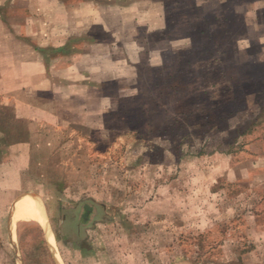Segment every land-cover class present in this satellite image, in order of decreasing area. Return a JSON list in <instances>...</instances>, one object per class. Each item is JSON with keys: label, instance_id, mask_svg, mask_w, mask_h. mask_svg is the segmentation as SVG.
I'll use <instances>...</instances> for the list:
<instances>
[{"label": "rangeland", "instance_id": "obj_1", "mask_svg": "<svg viewBox=\"0 0 264 264\" xmlns=\"http://www.w3.org/2000/svg\"><path fill=\"white\" fill-rule=\"evenodd\" d=\"M165 1L170 78L147 84L141 77L140 94L122 95V111L106 117L103 129L58 122L33 139L19 196L36 195L55 243L36 224L13 223L19 196L0 194V264H56L53 253L62 264H264V64L256 62L264 44L249 40L240 19L226 20V28L204 15L216 4H200L211 0ZM146 2L0 0V22L14 40L40 47L52 37L55 13L106 9L114 25L116 9ZM248 2L235 0L237 10ZM66 25L55 24L53 37L66 34ZM84 28L99 32L88 21L71 31ZM137 28L144 33V22ZM184 32L191 39L180 41ZM166 38L151 36L156 47L167 48ZM194 45L202 52L194 53ZM211 47L218 50L213 56ZM199 54L209 57L193 67ZM144 61L142 53L140 73ZM184 65L200 83L197 95L189 94L194 83L184 81ZM227 67L234 68L229 85L220 77ZM174 73L180 83L172 82ZM82 106L80 95L70 107L75 120L82 119ZM86 203L90 221L81 225Z\"/></svg>", "mask_w": 264, "mask_h": 264}, {"label": "crops", "instance_id": "obj_2", "mask_svg": "<svg viewBox=\"0 0 264 264\" xmlns=\"http://www.w3.org/2000/svg\"><path fill=\"white\" fill-rule=\"evenodd\" d=\"M213 3L216 6L204 11V15H213L218 20L225 21V25L221 27L226 28H229V21L226 20L240 19L249 40H253L258 47L264 44L261 40L264 38V0H250L247 6L240 10H237L239 6L235 0H211V3H201L200 6L204 9ZM142 4L139 5L140 8L136 7L130 11L120 12L122 9H116L114 25L108 24L110 21L106 9L99 8L98 11L90 13H75L71 10L55 13L51 25L52 37L46 41L48 43L45 46H40L42 48L14 40L11 31L0 22V141L4 144L1 149L6 153H0V187L4 190L0 194H11L14 197L20 195L22 174L31 162L34 138L55 131L59 128V123L78 125L88 131L103 129L102 124H105L106 117L115 115L117 110L122 111L118 103L122 95L133 97L140 94L138 82L141 77L145 78L141 81L147 84L151 83V79L157 81L162 78V83H165V79L170 78L166 56L171 52V29L166 12L170 8L169 4L165 0H147ZM185 6L187 9V4ZM85 21L99 32L93 34L85 28L76 34L71 31L75 25L81 26ZM137 21L144 22V33L138 30ZM64 23L67 24L66 34H58L61 40H56L55 38L60 37H53V30L56 29L54 25ZM235 28L231 23V29ZM154 33L162 34L164 39L166 34L167 48L154 46L151 40ZM189 38L191 39V36L185 32L182 36L179 35L180 41ZM192 51L202 52L201 47L197 45H194ZM217 52L214 47L209 48L210 56ZM142 53L146 56L144 63L147 62L146 68H142L144 73H140ZM208 57L199 54L192 64L193 67H196V61ZM233 58L235 59V56ZM256 59L257 63L264 64L263 46L257 50ZM254 63L255 61L252 62L253 66ZM252 65L248 66L251 73ZM225 70V76L220 77H223L226 85L233 84L234 68L232 67V72L229 67ZM183 71L186 76L184 81L194 83V90L189 94L197 95L202 90L199 81H192L185 65ZM194 72V79H197V69L194 68ZM180 76V73H174L172 82L180 83ZM229 76H232V80ZM255 76L260 77L258 70L252 77L254 80ZM250 81L251 74L246 82ZM123 88L126 93L129 92L124 93ZM153 92L152 95H155ZM80 95L83 100L82 119L75 120L74 116H71L70 107L75 100H79ZM26 198L34 199L38 203L52 233L42 204L32 195L19 196L15 200L12 222L18 223L15 221L14 210ZM36 225L41 228L52 246L53 242L55 243L53 234L51 241L44 229ZM53 256L56 264L62 263L58 254L53 253Z\"/></svg>", "mask_w": 264, "mask_h": 264}, {"label": "bare ground", "instance_id": "obj_3", "mask_svg": "<svg viewBox=\"0 0 264 264\" xmlns=\"http://www.w3.org/2000/svg\"><path fill=\"white\" fill-rule=\"evenodd\" d=\"M14 211L16 219L15 221L33 222L40 225L44 229L49 240H51V232L48 227V223L43 213L41 212L40 206L37 204V202L32 199L26 198L17 205ZM59 264L62 263L59 262Z\"/></svg>", "mask_w": 264, "mask_h": 264}, {"label": "trees", "instance_id": "obj_4", "mask_svg": "<svg viewBox=\"0 0 264 264\" xmlns=\"http://www.w3.org/2000/svg\"><path fill=\"white\" fill-rule=\"evenodd\" d=\"M91 206L86 203L83 208V212L79 215V224L81 225H87L89 223L90 219V214H91Z\"/></svg>", "mask_w": 264, "mask_h": 264}, {"label": "water", "instance_id": "obj_5", "mask_svg": "<svg viewBox=\"0 0 264 264\" xmlns=\"http://www.w3.org/2000/svg\"><path fill=\"white\" fill-rule=\"evenodd\" d=\"M32 195V194H31ZM36 196V195H35ZM16 203V202H15ZM14 207V206H13ZM13 211V210H12Z\"/></svg>", "mask_w": 264, "mask_h": 264}]
</instances>
